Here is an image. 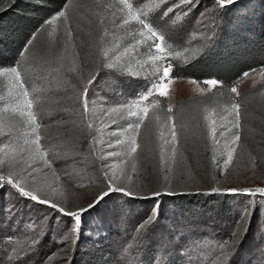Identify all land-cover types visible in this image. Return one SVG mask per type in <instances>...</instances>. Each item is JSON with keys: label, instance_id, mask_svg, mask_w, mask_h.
<instances>
[{"label": "rangeland", "instance_id": "rangeland-1", "mask_svg": "<svg viewBox=\"0 0 264 264\" xmlns=\"http://www.w3.org/2000/svg\"><path fill=\"white\" fill-rule=\"evenodd\" d=\"M101 1H68L46 28L32 34L12 65L0 67V110L24 121L22 129L10 132L0 116V136L8 134L0 147V175L17 178L20 186L57 206L41 204L47 209L36 212L39 203L23 198L12 186L0 187L1 231L10 234L5 236L14 244L11 247L29 244L24 256L29 255L26 264H32L36 254L71 238V232L75 237L84 225L94 223V236L115 213L129 220L136 211L128 204L131 193L146 192L145 198L151 199L164 194L160 188H179L181 194H217L231 216H213L195 234L174 229L177 234L171 238L157 231L162 241H171L160 249L168 252L166 256L176 255L178 246L183 264L198 257L206 264H264V193L258 191L264 189V90L219 111L202 109L164 118L155 111L158 102L153 96L164 97L170 111L178 100L203 95L217 85L173 79L169 61L187 62L209 45L220 25L221 7L216 0H130L136 15L163 35L159 43L165 51L160 53L153 47L151 32L129 17L121 0H114L118 6ZM116 15L121 33L130 32L127 42L119 36L103 40V18L113 20ZM81 28L87 31V51L76 40ZM78 60L92 67L89 82L69 78ZM100 61L111 73L97 68ZM164 67L170 69V82L161 96L157 81L163 82ZM138 69L153 78L147 89L137 92L130 85L140 76ZM263 82L264 67L232 92L239 96ZM197 132L202 135L199 141ZM218 147L220 161L214 156ZM104 159L110 164V178L99 167ZM212 161L220 162L217 175ZM35 163L40 165L37 170H47L46 177L33 176L34 169L21 171ZM108 185L119 191H110L95 208L81 213L76 231L75 218L58 209L78 213L109 191ZM167 208L161 206L160 216ZM157 209L156 203L148 212L139 210L138 216L155 218ZM170 211L172 220L181 218Z\"/></svg>", "mask_w": 264, "mask_h": 264}, {"label": "trees", "instance_id": "trees-1", "mask_svg": "<svg viewBox=\"0 0 264 264\" xmlns=\"http://www.w3.org/2000/svg\"><path fill=\"white\" fill-rule=\"evenodd\" d=\"M68 1L70 0H5L0 6V67L12 65L19 58L32 34L46 28L47 22L58 14ZM72 1L81 4L85 0ZM109 2L118 6L114 0H104L100 4L106 5ZM219 11L220 25L216 28L209 45L187 62L174 59L169 61L171 78L189 79L198 83L216 80L217 85L203 95H191L178 100L170 111L167 110L164 97L153 96V99L158 102L155 111L160 117H178L189 111L197 112L202 109L219 111L233 104H241L245 99L256 96L264 90L263 82L239 96H235L232 92V89L245 77L256 74L264 67V0H236L231 5L219 8ZM103 20L105 23L102 26L101 35L104 33V41L110 42L111 38L118 36L122 43L128 41L127 35L130 32L125 34L126 32L123 30L121 33L122 28L119 25L118 15L113 20L108 17ZM119 26L120 29H118ZM83 28L77 32L76 40L80 47L87 51L90 43L87 31ZM88 64L86 61L78 60L76 68L69 74V78L72 77L78 82L79 80H83L85 83L89 82L90 78L87 77L91 73L92 67H89ZM97 66L100 71L106 74L111 73V69L105 65V62L100 61ZM141 70L138 69L137 73L140 76L130 85L131 89L137 90V92L147 89L153 78L145 70ZM115 83L113 85L108 83L106 87H113ZM105 101L107 102V100ZM86 114L87 117L88 114ZM2 115L5 117L4 122L10 128V132L23 128L24 121L21 118L15 115L6 117V114L0 110V116ZM7 137L8 134L0 136V147ZM201 137L200 132H197L196 139L199 141ZM216 142L213 144L217 145ZM109 145L111 143L104 145L103 149L106 150ZM219 148H216L214 156L220 161ZM105 161L106 159L99 164V167L102 169V175L110 178L108 171L110 164ZM219 161L211 163L215 175H217L220 166ZM37 168H40V165L35 163L33 167H21V171L27 173L34 169L33 176L46 177L47 170L42 167L40 170ZM92 171L96 173L93 168ZM159 191L164 194L156 197L157 199L145 198L148 196L146 192L131 193L133 197L128 199V204L136 211L129 220L125 219V216L115 213L106 219L102 227L96 229L94 236L91 232L94 223L84 225L80 232L75 234V237H72L73 233L71 232L69 233L71 238L65 237L60 244L36 254L35 259H32V264H157L158 259L160 264H183L178 259L180 255V252L177 251L178 246L173 250L176 251V255L172 252L173 255L166 256L168 252L160 250L163 238L161 234L157 237V231H161L163 237L166 234L173 238L177 234L173 232L174 229L195 234L201 231V228L204 227L202 225H207L208 220L213 216L230 219V208L226 207L225 203H219L218 195L215 193L181 194L184 191L179 188L164 187ZM113 194L118 195L117 193ZM156 203L158 209L155 218H151V215L149 217L138 216L139 210L148 212ZM165 204L168 205L166 215L160 216L161 206ZM35 206L36 212H42V209L46 208L41 207V204ZM172 209L179 213L180 219L172 220L174 217L170 211ZM161 217H163L162 225L158 227L157 224L161 222ZM6 234L10 235L0 229V264H26L29 255L24 256V253L29 244L27 243L23 247L17 245L19 248L11 247L14 244L11 245ZM169 242L171 244L170 240ZM188 264L206 263L202 261L201 257H198L193 261L189 259Z\"/></svg>", "mask_w": 264, "mask_h": 264}, {"label": "snow or ice", "instance_id": "snow-or-ice-1", "mask_svg": "<svg viewBox=\"0 0 264 264\" xmlns=\"http://www.w3.org/2000/svg\"><path fill=\"white\" fill-rule=\"evenodd\" d=\"M235 2H236V0H216V4L218 7H226V6L231 5ZM121 3L123 4V6L126 9L129 10L128 15L131 19L137 20L141 25H143L144 28H147L151 32V36L153 38H155V41H156V42H154L153 47L158 52L163 53L165 51V49L159 43V41H162L164 39L163 35L158 34L157 30H155L153 27L150 26V22H146L144 19H141L138 15H136V13L133 11V4L130 2V0H121ZM61 15H63V13H61ZM161 58L162 57H159V56L156 57V59H161ZM13 71H15V69H13ZM169 72H170L169 67H164L163 71H162L163 82H161V79L158 78L157 88L159 89V95H161V96L166 95L168 92L167 84H168V82H170ZM18 76H19V73H17V77ZM208 83L215 85L217 83V81L216 80H210V81H208ZM232 90L235 91L234 88ZM154 91H155V89H154ZM28 107L31 108V104H29ZM28 115L31 117V119L33 121L36 120V117L31 112H29ZM36 139L38 140L39 138L37 137ZM133 144H135V141H133ZM37 151H39V149H37ZM132 151H135V147L132 148ZM5 185L12 186L13 188H15L19 192V194L25 199H30V200H32L36 203L42 204V205L48 204L50 207H53V208L57 207L55 204H51L49 201L39 198L37 195L33 194L32 191H29L25 187L20 186L19 183H17V178H12L10 176L0 175V187H4ZM108 188H109V191H105V192L99 194L98 196H96L86 207L81 208L80 212H78V213L64 212L63 208H59L58 210L63 212L64 215H71L75 218V221L77 224V228L75 230L78 231L81 213L90 211L93 208H95L102 200L105 199L106 196H108L110 194V191H112V190L119 191V189H112L111 185H108ZM258 191L264 193V189H259ZM246 211H247V209H244L241 214L243 215L244 212H246ZM168 244H169V241L163 240L161 242V247L167 248ZM157 264H160L159 259L157 260Z\"/></svg>", "mask_w": 264, "mask_h": 264}]
</instances>
